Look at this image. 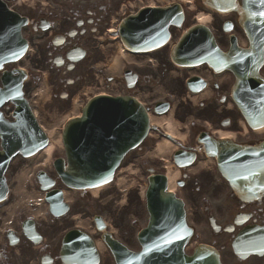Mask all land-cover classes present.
<instances>
[{
	"label": "water",
	"instance_id": "1",
	"mask_svg": "<svg viewBox=\"0 0 264 264\" xmlns=\"http://www.w3.org/2000/svg\"><path fill=\"white\" fill-rule=\"evenodd\" d=\"M204 3L217 11H237L239 23L249 38L251 46H253V41H258L259 39L263 41L259 44H262V47L264 46V16L249 11L245 0H242L243 5L241 8H238L235 0H204ZM172 10L175 11V9L148 11L147 13L145 12L146 14L141 13L130 19L128 24H125L122 28L123 39L128 44L138 47L141 45L142 34L154 30L155 33L161 34V37L155 42L156 45L160 44L167 37V26L174 21H176L174 24H177V20L181 19L179 8L176 9V12L178 11L177 19L167 17L168 14H173ZM147 18H150L151 21ZM129 24L139 25L137 27L138 32L128 26ZM259 28L263 30L260 32ZM191 31H199L194 39L197 37L199 42H207L215 54L225 60L227 59V56L221 55L216 49L212 37L206 28L195 26L190 29L187 35ZM138 34H141V36L138 37ZM252 50L253 48L248 53L252 54ZM177 52H182L181 41L173 50V57ZM203 60L207 61L209 65L213 64L210 58L205 57ZM253 68L245 79L250 77L258 83H263L255 75L256 66ZM252 87H255V85ZM145 131L146 119L143 116L142 120L140 119L137 107L133 106L131 101L127 99L110 100L103 98L93 100L84 109L82 119L71 123L63 133L68 165L63 169L65 172L62 175V180L66 185L77 188L96 187L107 183L112 177L113 168L118 160L127 149L133 147L141 140ZM25 146L26 143L19 141L17 138H12L5 145L9 154L22 150ZM27 148L32 150L34 145H29ZM9 154L5 155V159L8 158ZM148 181L147 203L151 217L148 228L141 234V237L144 238L141 241L145 246V251L161 252L162 257L158 259H165L169 257L167 256L169 252H180V245L184 243L186 237L188 238L190 232L183 224L181 202L176 200L171 194L164 192L163 178L151 176ZM152 238L163 241L160 246L164 247L159 250L153 248L151 244ZM104 239L111 247L113 243L109 238L104 237ZM171 243L174 244L171 245ZM175 243L178 245L174 249ZM187 262L219 264L216 252L203 246L197 248L194 256L188 259Z\"/></svg>",
	"mask_w": 264,
	"mask_h": 264
},
{
	"label": "flooded vegetation",
	"instance_id": "2",
	"mask_svg": "<svg viewBox=\"0 0 264 264\" xmlns=\"http://www.w3.org/2000/svg\"><path fill=\"white\" fill-rule=\"evenodd\" d=\"M121 0H3L7 6L14 7L12 9L19 15L26 18L29 23L21 29L22 36L27 39V42L33 45L35 56L33 65L40 69L47 70V75L51 83L56 88L62 87L63 92L61 99L69 100L75 91H78L81 86V78L84 70H81V62L89 59H83L74 64L70 78H67L66 69L68 61L65 56L72 47H78L85 52H89L90 48L95 45L94 38L99 37L106 29L108 17L118 6ZM225 43L222 44L224 48ZM56 63H60L59 66ZM204 72V71H202ZM165 74V71L163 72ZM232 79V77L230 76ZM183 89L182 82H179ZM228 84L220 85L219 90H213L212 97L220 96L219 102L216 99H211L207 102H201L198 110L200 113L205 112V115L211 123V128L227 129L233 133L239 144H250L261 140L262 137H256L248 134L245 136L237 127V118L239 117L237 109L227 107L224 104L220 105V101L228 99ZM8 109V106H5ZM189 108V107H188ZM207 115V116H206ZM184 120V118H180ZM242 135V136H241ZM199 175H216L215 172H201ZM208 181V177L205 178ZM212 197L217 204L209 206L204 204V210H212L217 212H235L230 220H225L222 228H219L215 234L223 233L226 227L232 232L238 225L230 226L231 222L236 218L237 213H243L237 219V224L242 223V228L248 224H258L264 226V193L258 199L244 200L229 188L224 189L222 184L216 182L213 187ZM226 192V193H225ZM192 197V196H190ZM192 201H195L192 199ZM194 205V204H193ZM208 206V207H207ZM197 209V208H196ZM230 232L228 234H230ZM226 235V233H223ZM260 243L258 247L261 252H250L245 256L238 257L233 251L221 254L223 264H264V237L256 238ZM225 245H221L223 251ZM257 246H253L256 248ZM53 255V254H51Z\"/></svg>",
	"mask_w": 264,
	"mask_h": 264
},
{
	"label": "rangeland",
	"instance_id": "3",
	"mask_svg": "<svg viewBox=\"0 0 264 264\" xmlns=\"http://www.w3.org/2000/svg\"><path fill=\"white\" fill-rule=\"evenodd\" d=\"M201 8L200 10L211 13L207 9H205L202 5H200ZM212 20H210L206 25L209 27H213L214 24L217 25L222 22V19L224 18H219L218 15L212 13ZM219 18V19H218ZM214 19V20H213ZM218 19V20H217ZM194 22V19L190 14L186 16V20L182 28L188 27ZM181 28V29H182ZM179 29V30H181ZM176 30L173 31L172 37L170 40V43L174 41V39L177 38V36L180 34L181 31ZM240 33V32H239ZM114 47V46H113ZM112 47V48H113ZM105 50V49H104ZM112 56L117 53H112L110 52ZM32 55V56H31ZM33 48L29 49L25 58L21 62V64L24 65L25 69L29 71H33L31 68L32 64V59H33ZM106 59H113V57H109V55H106ZM101 68L96 67L93 68L94 71H99ZM30 73V72H29ZM33 77V76H32ZM93 78V76H92ZM97 79H94V82H97L100 78V76H96ZM39 80V79H38ZM33 79L29 81L26 84V89H27V94L28 98H30V94L34 90V88L37 85H33ZM162 82H155L154 86L157 87L158 85H161ZM168 86V85H166ZM164 90V85L162 86ZM48 88V94L45 96L44 101L40 100L38 103V106L34 105V108L37 110L38 113V118L41 123L43 124H48L50 126L54 133L57 134L60 131V127L62 125V122L66 119V115L72 111L73 108V102L72 105L68 108L66 106V109H61L57 108V105L55 103L57 102L54 101L53 98H51V91ZM169 88V87H167ZM93 90L92 88H84L80 91L79 95L81 93L87 91V90ZM163 90L160 89L159 93H155L156 96L161 95ZM167 91V89L165 88ZM81 98V97H79ZM82 99V98H81ZM80 99V100H81ZM149 100V99H147ZM175 104L178 103L177 99L173 100ZM45 103V104H44ZM58 104V102H57ZM67 104V103H65ZM64 108V106H62ZM51 129V130H52ZM177 131V130H176ZM183 130H180V134L183 135V142L187 143L188 142V136L184 135L185 132ZM160 138L156 137L155 135L150 136L144 143L141 144L140 150L138 151L137 149L134 151L129 152L126 157L123 159L120 167L118 168V171L115 174V178L117 177H122L125 176V179L127 180V184L129 185L128 190L125 192H118L115 186V182L110 183L107 186H104L103 188L97 189V190H91V191H86L82 192L81 194L77 191L72 192L70 191V205H71V211L68 212L64 217L61 218V221L63 222V226L60 227L56 225L57 221L54 222V219H52L50 216L46 215L45 219H39L37 225H42L45 224L47 226L55 225L57 227H52L51 232L56 234H61L63 230L66 227H69L71 224V220L69 219L70 214L73 213L74 215L76 214V221L83 220V217L86 219V227H89L88 221H91V217L95 214H101L107 221V224L109 228L116 233L118 237H125V239L129 240L127 243L130 247L136 246V241H135V235L139 229H141L147 220V214L144 208L143 201L137 196V193L135 192L133 186L139 183H143V181L140 179L142 178L145 180L147 177V167H158V162H161L163 165H167V169L170 172H175L176 167L172 164L171 160L169 159L170 154L176 147H173L171 150L168 152L166 151L163 155H158L155 156H150L149 158H146V153H151L152 149H154L157 144H159ZM156 144V145H155ZM157 155V154H156ZM55 157H63V151L61 148L58 150L54 151L47 159L46 163L44 164V168L39 166L38 168H42L45 171H47L50 174H53L52 171V166H51V160H53ZM139 157V159L136 161V159ZM161 157V160L159 158ZM143 158V159H142ZM36 160V158H35ZM34 159H21V158H16L12 165L10 166L8 172H7V177H8V182L10 185L11 189V196L8 199L7 203L9 201L11 205H14L17 201H19L20 196L18 194H15L14 189L16 185V181H14L15 175L18 173L20 168H25L26 169V182H25V192L27 193H36L37 191V185L35 182V179L31 175L30 169L35 165ZM160 163V164H161ZM24 164V165H22ZM129 164H133L132 166H128ZM159 164V165H160ZM51 167V170H50ZM166 169V170H167ZM162 168H156V172L162 173ZM180 175H177V178H180ZM174 191L176 194L181 197L184 194V190H180L177 186H175ZM25 202V200L21 201V205ZM35 200H31V202L26 203L25 206L26 208H21L20 212H17L18 218L22 219L23 217L27 216L28 213H31V210L34 208H37L38 206L35 204ZM18 204V203H17ZM89 207H92V213L89 214L87 209ZM20 208V207H19ZM85 211L87 213H85ZM85 213V215L83 214ZM2 216L8 214L7 212H1L0 213ZM80 216L78 217V215ZM200 214L202 213H195L193 212L189 207L186 206V219L188 224L194 225L195 227V233L192 237V243L190 245L194 246L197 243H211L212 240H214V237L212 236L207 224L205 221L201 218ZM199 215V216H198ZM15 216L12 217L11 222ZM15 219V218H14ZM14 222V221H13ZM56 223V224H55ZM92 227V226H91ZM89 229V228H88ZM91 229V228H90ZM89 229V230H90ZM190 250V249H189ZM188 250V251H189ZM105 264H111L109 262H105Z\"/></svg>",
	"mask_w": 264,
	"mask_h": 264
},
{
	"label": "bare ground",
	"instance_id": "4",
	"mask_svg": "<svg viewBox=\"0 0 264 264\" xmlns=\"http://www.w3.org/2000/svg\"><path fill=\"white\" fill-rule=\"evenodd\" d=\"M210 17L209 15L207 14H204V13H199L197 16H196V21L199 22V23H207L209 21ZM113 66H112V69L114 70H119L120 69V62H118L117 59L114 60L113 62ZM50 135V134H49ZM51 136V135H50ZM55 143H58L60 144V141L58 142H55ZM54 144H53V141L50 142L48 144V146L43 150L41 151L39 154L36 155V157L40 160V161H43L44 158H46L47 156L50 155L51 151L54 149ZM173 146L167 141V140H162L157 148L155 149V153H157L158 155H163L166 151L168 152L169 150H171ZM45 163L42 162V164ZM22 175L24 174H20V177H22ZM167 181H168V188L170 190H173L174 188V184H175V180L177 178V175L173 172H168L167 175ZM23 178V177H22ZM66 196V195H65ZM38 198H40V195H37ZM41 199V198H40Z\"/></svg>",
	"mask_w": 264,
	"mask_h": 264
},
{
	"label": "snow or ice",
	"instance_id": "5",
	"mask_svg": "<svg viewBox=\"0 0 264 264\" xmlns=\"http://www.w3.org/2000/svg\"><path fill=\"white\" fill-rule=\"evenodd\" d=\"M259 15L264 16V12H261Z\"/></svg>",
	"mask_w": 264,
	"mask_h": 264
}]
</instances>
